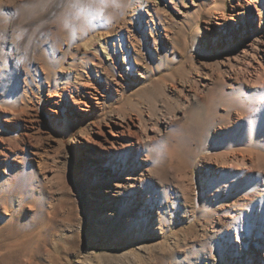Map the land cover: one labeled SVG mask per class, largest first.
Here are the masks:
<instances>
[{
  "label": "rangeland",
  "instance_id": "1",
  "mask_svg": "<svg viewBox=\"0 0 264 264\" xmlns=\"http://www.w3.org/2000/svg\"><path fill=\"white\" fill-rule=\"evenodd\" d=\"M172 1L110 62L82 44L133 0L61 2L64 29L56 0H0V264H264V226L205 185L241 152L211 123L243 94L237 71L263 61L264 32L253 49L213 44L222 0ZM73 62L84 103L56 108ZM128 124L141 139L125 153L112 142Z\"/></svg>",
  "mask_w": 264,
  "mask_h": 264
},
{
  "label": "bare ground",
  "instance_id": "2",
  "mask_svg": "<svg viewBox=\"0 0 264 264\" xmlns=\"http://www.w3.org/2000/svg\"><path fill=\"white\" fill-rule=\"evenodd\" d=\"M64 1L66 0H56L54 8V15L59 16L58 27L63 29L64 26H68L66 22H69L61 17V10L65 5L61 2ZM168 1L172 0H133L126 14L118 19L122 24L118 27L115 24L118 20L98 19L94 24L92 37L82 44L84 55L87 57L90 54L93 58L105 57L110 62L115 61L118 59L117 55L124 51L126 35L138 31L147 32L154 11L161 9ZM192 3L195 5V0H192ZM215 19L217 21L216 27L212 30L213 35L206 36L213 44L219 42L221 45L226 40H241L244 37L248 39L246 46L253 49L252 36L257 31L264 32V0H222ZM247 51L250 52L245 48L244 53ZM261 52L263 61L258 60L256 66L248 62L246 68L239 69L234 75L233 80L242 87L243 94L232 100V109L227 111L230 113L228 119H215L216 121L211 123L212 126H216L217 122L224 121L225 130L222 126L219 128L223 130V134L231 136L232 146L240 149L241 152L233 151L231 157H225L220 163L216 161L205 178L206 187L215 194V197L234 194L229 198L234 200L229 209L230 214H234L232 217L235 220L248 218L251 223L258 226L256 232L259 233L264 226V46ZM97 54L99 57L96 56ZM75 66L76 63L73 62L70 69L68 67L59 78L62 80L65 76L67 82L63 87L59 85L55 87L56 108L66 107L68 110H74L77 103H84L83 99L79 98L83 95V91L76 88L77 78L73 73L71 74ZM249 67L253 69L248 70ZM196 108L198 109L196 113H207L206 105L202 101H196ZM123 116L120 117V122H115L116 126H122L121 122L125 120ZM118 132L121 140L117 139L112 144L113 146L117 144L115 148L121 152L129 153L130 146L135 145L131 140L141 139V133L132 130L129 124L123 131Z\"/></svg>",
  "mask_w": 264,
  "mask_h": 264
}]
</instances>
